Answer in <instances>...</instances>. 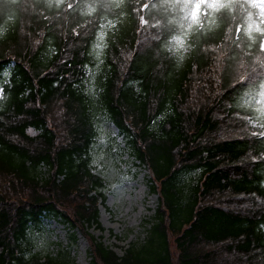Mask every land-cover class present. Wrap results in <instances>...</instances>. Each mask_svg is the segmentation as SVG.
I'll list each match as a JSON object with an SVG mask.
<instances>
[{"label":"trees","instance_id":"trees-1","mask_svg":"<svg viewBox=\"0 0 264 264\" xmlns=\"http://www.w3.org/2000/svg\"><path fill=\"white\" fill-rule=\"evenodd\" d=\"M170 3H0V264H76L49 250L51 219L71 246L83 234L90 264H264V36L237 34L240 13L224 8L180 59ZM105 118L157 197L143 241L121 256L88 233L107 197Z\"/></svg>","mask_w":264,"mask_h":264},{"label":"rangeland","instance_id":"rangeland-1","mask_svg":"<svg viewBox=\"0 0 264 264\" xmlns=\"http://www.w3.org/2000/svg\"><path fill=\"white\" fill-rule=\"evenodd\" d=\"M173 45L175 41L171 40V55L180 53L184 57L189 53L190 47L187 52L183 49L177 52ZM100 126L98 140L102 154L98 171L105 178L107 197L99 206L100 227L93 225L88 233L121 256L131 243L143 241L144 224L154 214L157 197L150 195L147 171L130 157L117 128L106 118L101 120ZM28 134L36 136L38 131L30 128ZM107 137L112 140H106ZM47 229L45 242L52 253L56 254L61 248L69 249L76 264H90L89 244L83 234L78 231L77 243L71 246L67 228L51 219Z\"/></svg>","mask_w":264,"mask_h":264},{"label":"snow or ice","instance_id":"snow-or-ice-1","mask_svg":"<svg viewBox=\"0 0 264 264\" xmlns=\"http://www.w3.org/2000/svg\"><path fill=\"white\" fill-rule=\"evenodd\" d=\"M17 0H10L11 4L16 3ZM49 6H52L54 2L57 6L63 2V0H48ZM0 3L5 6L9 5V0H0ZM123 3V0H116V7H120ZM246 5H250L251 8L246 7ZM105 7H109L111 5H104ZM154 7L156 5H153ZM177 11L178 15L173 20H170L169 24H175L177 27L170 28L169 33L171 34V39L175 41L176 51L179 52L183 49L184 52H187L189 47H194V43H190L188 37L190 33L195 30L197 33V40L199 39V35L202 34L205 29V23L208 25L213 24V20L210 19V16L220 12L221 9L229 8L232 9L233 12L240 13L241 23L236 25V32L239 34L241 30H244L248 35V38L255 41L256 37L252 35L253 31L259 32L264 36V27L261 24H264V19L261 20V23H257L254 16H259L264 18V0H171V3L168 5ZM68 7H72L71 4H68ZM143 7L147 9L148 4H144ZM90 11H95L91 5L89 6ZM259 9L258 13H254L251 9ZM211 10V11H209ZM224 17L221 15L219 19H223ZM232 19H236L235 15H233ZM140 20L144 24H149V20L145 18V16H140ZM160 23V21H157ZM194 25L196 26L194 29ZM187 29V31H185ZM229 32L232 31L231 28L228 29ZM174 33V34H173ZM4 35V30L0 29V37ZM237 39H239V35H237ZM260 48L264 49V40L260 43ZM251 47V45H249ZM180 59H183V55L181 54ZM244 77H241L243 79ZM264 100V91L259 94ZM3 89L0 88V99H3ZM243 104H251L255 99V96L252 94L251 88L244 92V95L241 97ZM259 102V101H258ZM261 116H264V109L259 110ZM247 118V117H246ZM261 127H264V124H261ZM255 135V133H253ZM261 136H264V132L260 133Z\"/></svg>","mask_w":264,"mask_h":264}]
</instances>
